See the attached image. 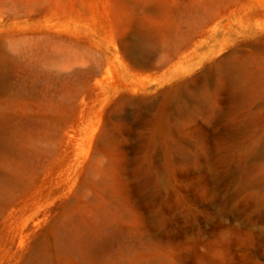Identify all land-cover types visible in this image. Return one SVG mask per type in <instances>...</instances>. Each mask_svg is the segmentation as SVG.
Masks as SVG:
<instances>
[{
  "label": "rangeland",
  "instance_id": "rangeland-1",
  "mask_svg": "<svg viewBox=\"0 0 264 264\" xmlns=\"http://www.w3.org/2000/svg\"><path fill=\"white\" fill-rule=\"evenodd\" d=\"M0 264H264V0H0Z\"/></svg>",
  "mask_w": 264,
  "mask_h": 264
},
{
  "label": "bare ground",
  "instance_id": "bare-ground-1",
  "mask_svg": "<svg viewBox=\"0 0 264 264\" xmlns=\"http://www.w3.org/2000/svg\"><path fill=\"white\" fill-rule=\"evenodd\" d=\"M146 35L147 32L145 31L142 25H139L134 30L133 32L134 41L132 43H129L128 46L132 54L135 55L141 49L142 47L141 45L143 44V41H145ZM223 72H224V77L227 80L225 84V89L229 92L231 99L234 100L235 103H238L242 99L246 91L242 79L243 77H241L237 73V69H235V67L232 66H228L224 68Z\"/></svg>",
  "mask_w": 264,
  "mask_h": 264
}]
</instances>
